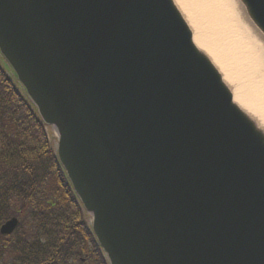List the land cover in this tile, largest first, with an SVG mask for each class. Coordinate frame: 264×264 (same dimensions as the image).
<instances>
[{
  "label": "water",
  "instance_id": "obj_1",
  "mask_svg": "<svg viewBox=\"0 0 264 264\" xmlns=\"http://www.w3.org/2000/svg\"><path fill=\"white\" fill-rule=\"evenodd\" d=\"M235 1L264 43V0ZM0 54L109 264H264V125L175 0H0Z\"/></svg>",
  "mask_w": 264,
  "mask_h": 264
},
{
  "label": "trees",
  "instance_id": "obj_2",
  "mask_svg": "<svg viewBox=\"0 0 264 264\" xmlns=\"http://www.w3.org/2000/svg\"><path fill=\"white\" fill-rule=\"evenodd\" d=\"M14 216L21 223L0 233V261L108 264L45 124L0 55V228Z\"/></svg>",
  "mask_w": 264,
  "mask_h": 264
},
{
  "label": "rangeland",
  "instance_id": "obj_3",
  "mask_svg": "<svg viewBox=\"0 0 264 264\" xmlns=\"http://www.w3.org/2000/svg\"><path fill=\"white\" fill-rule=\"evenodd\" d=\"M235 6L238 12V16L242 20L241 23L246 29L252 32V26H250L246 18H244L243 13L240 12L241 10L238 7L236 1ZM209 14L212 15L211 13ZM184 17L186 18L192 31L195 33L196 28L191 22L190 16L185 14ZM201 26L203 34L211 41H208V45L212 47H208L207 44L205 46L203 45L199 47H201L204 52H206V54L212 59L214 64L220 68L222 74L225 77V81L231 88H233L234 90L238 88V90L240 89L241 92H245V89H247V92L253 90V92H249V94L252 95L250 100H252V102L254 103L253 105L264 116V94H259L258 90H254V88H256L255 85L257 86L260 82L263 81L260 77V74L256 73L254 70L253 65L255 61H252L250 55L247 54L246 49L243 46H239L237 37L233 36V34H226V30L222 29L221 31L220 27H215L210 22L209 18L205 22H203ZM252 35L254 36V34ZM254 38L256 39L255 36ZM224 68L226 71L224 70ZM241 106L244 110L248 112L250 116H252L256 121H258V123L264 121L248 108L244 107L243 105ZM261 124L264 125L263 122ZM49 132L50 138L56 144L57 135L55 131H51L50 129ZM10 256L11 257L6 256L5 258L8 262L0 261V264H10V260H13V258H15L14 254ZM86 257L87 254H84V258Z\"/></svg>",
  "mask_w": 264,
  "mask_h": 264
},
{
  "label": "bare ground",
  "instance_id": "obj_4",
  "mask_svg": "<svg viewBox=\"0 0 264 264\" xmlns=\"http://www.w3.org/2000/svg\"><path fill=\"white\" fill-rule=\"evenodd\" d=\"M176 3L183 16H185V14L190 16L191 22L196 28L194 41L198 46L208 45V41H210L203 34L201 29V24L208 18L215 27H220L221 31L222 29L226 30V34H233V36L237 37L239 46H243L247 54L250 55L252 61H255L253 65L254 70L256 73L260 74L263 80L257 86L255 85L256 88H254V90H258L259 94H264V43L258 39L256 40L252 36L250 30L243 26L241 23L242 20L238 16L234 0H176ZM209 46L210 45H208V47ZM246 90L247 89L244 90L245 92H241L240 89H235L234 100L264 120V116L253 105L254 103L252 100H250L252 95L249 94V92H253V90L249 92ZM262 122L264 123V121Z\"/></svg>",
  "mask_w": 264,
  "mask_h": 264
}]
</instances>
